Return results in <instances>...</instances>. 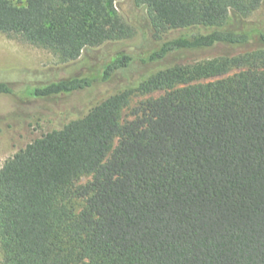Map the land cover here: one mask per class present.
I'll list each match as a JSON object with an SVG mask.
<instances>
[{
	"label": "trees",
	"instance_id": "1",
	"mask_svg": "<svg viewBox=\"0 0 264 264\" xmlns=\"http://www.w3.org/2000/svg\"><path fill=\"white\" fill-rule=\"evenodd\" d=\"M0 0V33L75 62L131 39L109 0ZM163 41L143 64L215 49L231 53L168 67L136 90L162 92L123 120L134 91L46 134L0 171L1 264H264V32L225 28L264 0H137ZM243 50L239 54L235 51ZM115 57L100 80L131 67ZM74 77L29 88L48 99L93 87ZM14 92L0 81V95ZM83 176L92 177L77 186ZM84 205L78 211L75 201Z\"/></svg>",
	"mask_w": 264,
	"mask_h": 264
},
{
	"label": "rangeland",
	"instance_id": "2",
	"mask_svg": "<svg viewBox=\"0 0 264 264\" xmlns=\"http://www.w3.org/2000/svg\"><path fill=\"white\" fill-rule=\"evenodd\" d=\"M14 2L24 5L26 0ZM108 6L110 9L114 8L134 29V37L86 51L75 62H65L53 51L33 46L19 37L0 33V81H8L14 90L12 94L0 95V171L28 145L48 133L61 130L72 121L84 118L109 97L129 90L134 93L122 117L125 121L131 120L132 111L142 102L163 94H143L136 91L155 73L174 65L194 63L231 53L219 48L156 65L143 64L142 60L147 59L163 41L193 34H206L213 29L198 27L174 30L159 40L155 37L147 8L139 5L137 0H109ZM225 28L252 34L250 49L260 47L257 34L264 32V6L247 17L232 15ZM242 51L235 49L233 54ZM122 53L133 58L131 67L119 72L109 82L101 81L103 70ZM74 77H92L97 81L89 89L48 99H35L29 93L31 87ZM91 179L90 176H83L77 181V186L86 185ZM83 205L82 201H75L78 211ZM1 259L0 254V264Z\"/></svg>",
	"mask_w": 264,
	"mask_h": 264
}]
</instances>
